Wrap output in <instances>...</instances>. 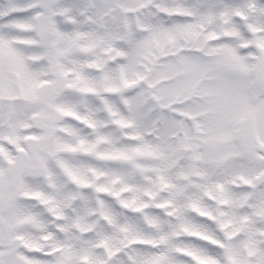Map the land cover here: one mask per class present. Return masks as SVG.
<instances>
[{
    "label": "snow or ice",
    "instance_id": "obj_1",
    "mask_svg": "<svg viewBox=\"0 0 264 264\" xmlns=\"http://www.w3.org/2000/svg\"><path fill=\"white\" fill-rule=\"evenodd\" d=\"M0 264H264V0H0Z\"/></svg>",
    "mask_w": 264,
    "mask_h": 264
}]
</instances>
